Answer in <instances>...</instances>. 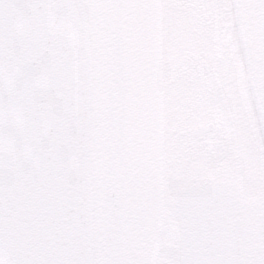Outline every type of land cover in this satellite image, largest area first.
<instances>
[{
  "label": "snow or ice",
  "instance_id": "obj_1",
  "mask_svg": "<svg viewBox=\"0 0 264 264\" xmlns=\"http://www.w3.org/2000/svg\"><path fill=\"white\" fill-rule=\"evenodd\" d=\"M0 264H264V0H0Z\"/></svg>",
  "mask_w": 264,
  "mask_h": 264
}]
</instances>
